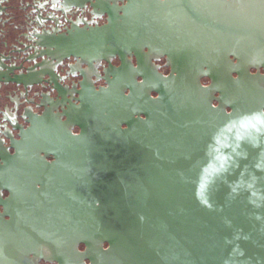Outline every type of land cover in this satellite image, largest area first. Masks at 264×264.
<instances>
[{
  "label": "water",
  "instance_id": "obj_1",
  "mask_svg": "<svg viewBox=\"0 0 264 264\" xmlns=\"http://www.w3.org/2000/svg\"><path fill=\"white\" fill-rule=\"evenodd\" d=\"M128 1L122 25L118 0H0V188H15L14 203L22 187L57 189L60 236L47 244L60 264H264L261 73L242 64L235 78L231 68L211 66L208 85L200 66H179L168 77L157 71L141 83L118 77L108 90L92 87L64 115L25 109L28 128L1 110L40 80L25 66L40 57L27 58L18 44L86 62L139 52L131 46L140 34L130 20L135 1ZM70 7L89 8L90 21L61 35L19 33L30 12L65 15ZM123 59L117 74L144 67ZM49 153L59 155L53 165L40 157Z\"/></svg>",
  "mask_w": 264,
  "mask_h": 264
},
{
  "label": "flooded vegetation",
  "instance_id": "obj_2",
  "mask_svg": "<svg viewBox=\"0 0 264 264\" xmlns=\"http://www.w3.org/2000/svg\"><path fill=\"white\" fill-rule=\"evenodd\" d=\"M132 1H135L136 9L130 20L140 34L137 36L139 40L131 46L140 48L139 52L86 62L74 57L59 60L48 54L54 49H38L36 52L31 44L26 47L18 44L17 50L25 49L27 58L40 57L36 63L25 64L40 73V80L21 95H13V104L3 106L1 110L7 109L28 128L29 124L20 120L25 109H32L40 117L50 111L64 115L71 110L72 104L80 105L92 87L96 92L108 90L110 83L118 77L141 83L144 76L157 71L168 77L177 72L179 66H200L205 72L201 80L208 85L213 80L211 66L229 67L231 75L239 78L235 68L242 64L251 74L259 72L264 75V0ZM128 3V0H118L122 25L127 18ZM28 15L30 21L23 17L20 34L33 35L36 31H46L49 35L66 34L77 21L91 19L90 9L86 7L67 8L65 15L59 9L41 8ZM105 20L106 17L97 22L103 25ZM31 22L44 24V28ZM144 33L146 35L142 36ZM123 58L126 63L130 61L134 69H138L140 63L144 67L134 73L128 69L117 74L116 70L123 67ZM125 93L130 95L131 89ZM152 96L157 97L154 92ZM80 132L78 126L73 128L74 134ZM10 152L11 156L14 155V150ZM40 157L53 165L59 155L49 153ZM29 158L37 159L38 156L27 155L24 159ZM4 160L10 162L7 155ZM0 163L5 165L3 160ZM14 190L13 186L0 188V197L4 200V203L0 202V264H60L56 259L58 253L47 244L52 241L54 245L60 236L58 219L54 218L55 209L60 205V193L53 186L22 187L21 202L14 203ZM80 250L84 251L85 246L81 244ZM86 263L90 264V261L86 260Z\"/></svg>",
  "mask_w": 264,
  "mask_h": 264
}]
</instances>
